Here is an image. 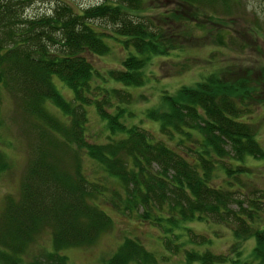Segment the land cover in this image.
I'll list each match as a JSON object with an SVG mask.
<instances>
[{"label": "trees", "instance_id": "trees-1", "mask_svg": "<svg viewBox=\"0 0 264 264\" xmlns=\"http://www.w3.org/2000/svg\"><path fill=\"white\" fill-rule=\"evenodd\" d=\"M38 1L48 9L28 13ZM181 1L230 9L229 0ZM143 6L144 0L79 7L75 0H0V101L15 100L30 152L19 197L8 196L0 211V264H77L57 250L89 246L109 230L114 219L107 204L121 214L141 208L139 220L157 224L176 251L185 235L196 245L185 249L186 264H264V189L244 188L252 160L264 159L247 117L253 87L245 77L208 73L145 108L142 116L158 121L157 133L142 126L129 106L136 99L131 88L146 83L150 56L172 47L163 27L139 13ZM111 38L129 49L119 67L103 74L90 55L107 52ZM89 104L103 123L101 140L88 136ZM1 112L0 106V127ZM87 158L99 175L86 173ZM8 165L0 149V171ZM193 220L231 227L235 243L226 252L210 249L211 238L188 224ZM46 227L54 250L27 258ZM247 238L253 245L243 257L236 243ZM156 261L126 236L104 264Z\"/></svg>", "mask_w": 264, "mask_h": 264}, {"label": "rangeland", "instance_id": "rangeland-1", "mask_svg": "<svg viewBox=\"0 0 264 264\" xmlns=\"http://www.w3.org/2000/svg\"><path fill=\"white\" fill-rule=\"evenodd\" d=\"M94 1L75 0L78 7ZM229 2L228 10L219 3H216V6H198L181 0H144V6L139 13L163 27L172 47L166 54L150 56L144 67L146 83L131 88V93L136 99L129 106L135 110L137 117H143L145 108L157 103L162 92H174L180 85L193 84L208 73L217 72L229 81L245 77L253 87L251 96L246 101L250 107L247 117L256 125L258 139L264 145V0ZM48 7L49 3L38 1L29 6L27 12L33 14ZM107 41L110 44L107 52L90 55L94 66L103 74L107 69L119 67L129 49L115 39ZM97 79L100 82V76ZM55 82L60 90L67 95L70 94L71 90L57 77ZM105 83L112 84V81L107 80ZM0 106L5 117V125L0 127V149L7 155L9 161V165L0 171L1 211L8 196L18 198L20 195L30 152L27 137L22 129V117L15 100L4 97L0 101ZM87 108L88 136L101 140L104 138L103 123L96 114L93 104H89ZM140 123L153 133H157V120L143 117ZM252 163L253 174L244 178L247 183L244 188L264 189V159L252 160ZM94 165L92 159L87 158L84 162V169L89 176H93V173L99 175L95 174ZM222 177L220 175L216 181L220 182ZM102 205L105 206L104 203ZM105 209L114 219L109 230L89 246L65 247L57 252L66 255L68 261L77 264H104L123 239L130 236L138 240L146 250L151 251L159 264H186L185 249L196 246L188 242V239L186 241L185 235L179 239L184 243H180L178 251L173 244L172 246L164 244L163 230L157 224L139 220L137 213L141 208L135 210L136 212L126 211L125 214L114 210L109 204ZM188 224L196 232L211 238V242L206 245L214 251L226 252L235 243L231 227L227 225L205 220H193ZM172 242L180 241L173 239ZM236 244L242 249L243 257H246L251 251L253 238ZM53 250L51 229L46 227L36 233L26 257L31 259L34 256H43L45 251Z\"/></svg>", "mask_w": 264, "mask_h": 264}]
</instances>
